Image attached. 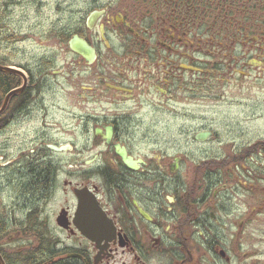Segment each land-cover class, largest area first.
I'll use <instances>...</instances> for the list:
<instances>
[{
	"label": "flooded vegetation",
	"instance_id": "flooded-vegetation-1",
	"mask_svg": "<svg viewBox=\"0 0 264 264\" xmlns=\"http://www.w3.org/2000/svg\"><path fill=\"white\" fill-rule=\"evenodd\" d=\"M0 28V264H264V0H0Z\"/></svg>",
	"mask_w": 264,
	"mask_h": 264
},
{
	"label": "rangeland",
	"instance_id": "rangeland-1",
	"mask_svg": "<svg viewBox=\"0 0 264 264\" xmlns=\"http://www.w3.org/2000/svg\"><path fill=\"white\" fill-rule=\"evenodd\" d=\"M45 13L47 15H50L52 12L50 10H45ZM18 14H19V11H17V10H15V12L13 13V15H16V17H17Z\"/></svg>",
	"mask_w": 264,
	"mask_h": 264
},
{
	"label": "water",
	"instance_id": "water-1",
	"mask_svg": "<svg viewBox=\"0 0 264 264\" xmlns=\"http://www.w3.org/2000/svg\"><path fill=\"white\" fill-rule=\"evenodd\" d=\"M52 150L60 152L61 150H64L65 148H56V147H51Z\"/></svg>",
	"mask_w": 264,
	"mask_h": 264
},
{
	"label": "bare ground",
	"instance_id": "bare-ground-1",
	"mask_svg": "<svg viewBox=\"0 0 264 264\" xmlns=\"http://www.w3.org/2000/svg\"><path fill=\"white\" fill-rule=\"evenodd\" d=\"M6 12V11H5ZM1 29V28H0ZM12 33V32H11ZM32 173V172H31ZM32 175V174H31ZM24 190V189H23Z\"/></svg>",
	"mask_w": 264,
	"mask_h": 264
}]
</instances>
